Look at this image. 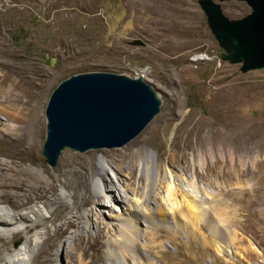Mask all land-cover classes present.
Listing matches in <instances>:
<instances>
[{"label":"rangeland","instance_id":"obj_1","mask_svg":"<svg viewBox=\"0 0 264 264\" xmlns=\"http://www.w3.org/2000/svg\"><path fill=\"white\" fill-rule=\"evenodd\" d=\"M218 2L230 19H239L251 12L245 1ZM228 51L210 27L199 0H0V82L5 75H10L3 90L0 89V99L10 93V87H18L14 92L22 87L27 95L21 96V103H28L36 113H41L43 120L40 142L35 150L27 153L25 165L48 179L59 169L67 168L63 162L67 152H71L69 162H73L77 174L75 187L67 188L70 197L75 190V201L69 203L66 199L52 205L54 212L47 219L49 234L60 230L72 212L78 215L75 220L82 221V229L88 228L83 216L86 209L92 222L104 220L97 230L90 229L91 233L97 231L102 237L111 234L113 226L107 220L110 210L103 211L94 186L100 157L107 158L114 167L127 170L129 165L136 168V158L145 157L149 152L155 167H170L189 181L197 174L198 183L203 181L202 193H207L205 206L210 208L211 217L203 215L201 227L182 228L178 233L171 230V235L161 226L155 242L143 237V249L157 260L156 264H264V137H244L245 132L264 128V124L258 126L264 123V68L243 71L241 62L223 58ZM199 54L207 56L194 60ZM145 66L150 67V72L144 79L161 100L159 113L146 128L121 147L85 151L67 147L57 163L50 164L44 153L48 131L46 107L55 87L63 79L81 72L110 71L137 77L136 67ZM232 97L241 98L236 109L230 112L222 107L221 114L214 112L219 99L222 102L221 99ZM7 119V114L0 109V122ZM215 119L225 121L226 129L236 122H246L248 128H237L223 143L214 135L221 131L215 126ZM1 147L4 152L10 148L6 143ZM83 162L91 167L88 177ZM201 165H205L207 174ZM10 173L12 170L0 165V182L16 178L9 176ZM105 177L107 182L118 180L109 168ZM211 177L221 182L217 185ZM73 178L72 172L66 174L67 180ZM168 181H172L169 175L168 179L158 181L163 199ZM27 189L20 192L4 189L6 195L0 198L1 205L16 210L20 194H32L28 205L53 195L51 201L63 187L38 192ZM174 195L179 204L185 205L190 218L200 215L187 191L176 188ZM83 196L90 201L83 202ZM104 202L117 210L122 208L114 201L104 199ZM217 226L225 229L226 239H219L214 229ZM73 227L70 225L62 232L60 239H55L56 236L49 239L38 264L53 251L60 252L55 254L54 264H66V260L76 262L80 256L86 264L93 258L103 264L100 244L89 248L90 237L85 231L77 239L71 237V231L76 230ZM42 228L39 225L12 237H1L0 257L18 248L27 237L34 238ZM214 239L223 245L230 242L236 255L217 254ZM186 240L194 252L187 251ZM72 242L75 248L70 252L66 248L72 247ZM155 245L163 247V259L154 257ZM145 256L142 254L144 259Z\"/></svg>","mask_w":264,"mask_h":264},{"label":"bare ground","instance_id":"obj_2","mask_svg":"<svg viewBox=\"0 0 264 264\" xmlns=\"http://www.w3.org/2000/svg\"><path fill=\"white\" fill-rule=\"evenodd\" d=\"M9 78L10 75L8 73L0 82L1 90H3ZM17 88L18 87H10L8 89L10 93H7L0 99V109H2L8 117L7 121L0 122V135L3 134V136H0V155L3 156L0 160V165L3 168H8L10 171L12 170L9 176H16V178L12 177L10 181L6 178L4 182H0V198L6 195L4 189L7 188L20 192L28 190V187L31 191L38 192L41 189L55 191L60 185L63 189L59 194H56L51 201L50 198L53 195L43 201H37L32 205H28V202L32 198V194H20L18 195L20 199H17L16 203L17 209H13L14 211L8 207L2 206L0 203V238L12 237L20 231L30 230L32 228H37L39 225H43V228L37 231L34 238L27 237L25 242L18 248L2 255L0 257V264H38L42 259L41 256L44 247L48 244L49 239H53L55 236V239H60V234L65 232L70 225L74 226L73 228L76 226V230L71 231V237L77 239L78 236L84 234L85 231L90 237L89 248H92L91 246L95 243L100 244L103 264H156L157 260L151 258L146 253L145 249H143L144 242L141 241L143 237L147 238L149 241L155 242L159 236L158 228L161 226L167 229L168 235H171L173 234L171 230H175L178 233V230L182 228L201 227V221L203 220V218L201 220V217L203 215L208 216V218L210 217V208L205 206L207 193H202V186H200V183L203 181H199L200 183H198L197 174H193V180L189 181L187 178H183L181 175L175 173L170 167L160 168V165L155 167V160L153 155L149 152L146 153L145 157L136 158L134 164L136 168L133 169V166L130 167L129 165V169L127 170H124L122 167H114L107 158L101 156L98 177L95 180L94 186L96 194L99 196V201L104 207L103 211L107 213V209L110 210L108 219H106L109 221L108 223L113 226L111 234L102 237V235L96 231V228H100V223L104 222V220L100 223L92 222L93 220H91L87 213V209L83 212V216L86 218L89 230L86 226H84L85 229H82V221H78V219L75 220V216L78 215L72 212V215L64 222L60 230L56 231L54 235L49 234L50 226L47 224V219L49 213L54 212V207H52V205L57 204V202H65L66 199L69 203L73 200L75 201V190L70 197L67 188L70 186L75 187V175L77 174H75L73 162H69V156L72 155L71 152H67L64 158L63 163H66L67 168L64 167L59 169L54 176H49L48 179H45L40 171L33 170L25 165L27 153L35 150L40 142L39 136L42 132L43 120L41 113H36L33 107L27 106L28 103H21L20 98L22 95H27V91L19 87L21 89H19L18 92H14ZM11 93H16V95L13 96ZM221 100L224 103L220 102L219 99L214 106V112H217L216 114H221L223 110L232 112V109H236L235 106L239 105L241 98L232 97L223 98ZM219 103L222 104L219 105ZM222 107H224V109L220 112V108ZM261 124L264 123H260L258 126ZM246 125V122H236V124L229 125V128L226 129L227 124L225 121L216 120L215 126L221 128V131L214 132V135L222 142H227L229 136L234 134L237 128H245V130H247L248 127H246ZM245 134L244 137L247 136V138L251 135L256 137L260 135L264 137V128H256L252 133L245 132ZM3 143L10 146V148H7L6 152H4L5 149L1 147ZM67 147L69 146H66L64 149ZM262 150L264 151V146ZM232 160L234 159L232 158ZM83 164L86 166V176L88 177L91 167L88 165V162H83ZM107 168L117 176V181H106L107 178L105 177V173ZM201 170L205 174L208 173L207 169H205V165L201 167ZM68 172L74 174L72 180L66 179V174ZM168 175L172 181H168L167 194L163 199L160 197L157 187L158 181L160 182L161 179H168ZM212 178L213 177H211V179ZM216 180L217 182L215 180L213 181L218 185L221 181L218 183V179ZM204 184H206V182ZM215 184L213 183V185ZM225 185L226 184H224V186ZM190 186L191 189H189ZM210 186L212 187V185H208V187ZM176 188L187 191V194L191 197L190 199L193 202V207L197 206L199 208V216L190 218L187 215L185 205L183 203L179 204L176 195H174ZM212 188L214 189V186ZM215 188H217L216 185ZM86 190L89 192V188L87 189L86 187ZM210 190L212 191V189ZM210 190L209 192H211ZM150 195H152L154 199L150 198ZM40 196L41 195H37L36 197L39 198ZM76 197H78V195ZM82 199L83 202L86 203L90 201V198L86 196H83ZM104 199L114 201L118 205H121V210L115 209L112 205L109 206L107 202H104ZM92 228L96 229L94 234L90 231ZM214 229L219 239L225 238L223 227L217 226ZM226 231L228 233V229ZM225 241L227 242V240ZM184 245L187 247L189 253L194 250L193 246L187 240L184 242ZM213 245L217 254L226 252L229 255H236L230 242H228L227 245H223L219 240L217 241L214 239ZM71 246L70 248H66V250L73 252L75 244L72 242ZM153 248L155 258L163 259L165 257L163 247L155 245ZM55 254H60V252H51L50 255L44 257L42 264H54L53 262L56 258ZM142 254L146 255L145 259L142 257ZM66 264H86V261L80 256L76 262L66 260ZM88 264L99 263L93 258L89 260Z\"/></svg>","mask_w":264,"mask_h":264},{"label":"water","instance_id":"obj_3","mask_svg":"<svg viewBox=\"0 0 264 264\" xmlns=\"http://www.w3.org/2000/svg\"><path fill=\"white\" fill-rule=\"evenodd\" d=\"M218 1L199 0L218 40L229 50L223 58L241 62L243 71L264 68V0L245 1L251 12L230 19ZM161 100L141 76L110 71L72 74L53 90L47 107L44 153L55 165L72 147H121L139 135L160 111Z\"/></svg>","mask_w":264,"mask_h":264},{"label":"built area","instance_id":"obj_4","mask_svg":"<svg viewBox=\"0 0 264 264\" xmlns=\"http://www.w3.org/2000/svg\"><path fill=\"white\" fill-rule=\"evenodd\" d=\"M206 56H207L206 54H199V55H196L194 57V60L203 59ZM149 72H150V67H148V66H145V67H136V69H135V73H136V75H138L137 77L141 76V77L145 78V77L148 76V73Z\"/></svg>","mask_w":264,"mask_h":264}]
</instances>
